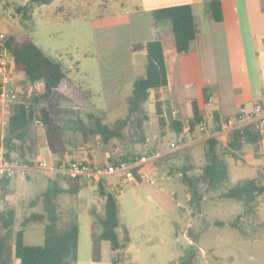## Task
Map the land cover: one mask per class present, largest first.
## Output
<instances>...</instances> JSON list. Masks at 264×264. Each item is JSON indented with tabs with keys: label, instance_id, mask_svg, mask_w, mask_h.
I'll use <instances>...</instances> for the list:
<instances>
[{
	"label": "rangeland",
	"instance_id": "1",
	"mask_svg": "<svg viewBox=\"0 0 264 264\" xmlns=\"http://www.w3.org/2000/svg\"><path fill=\"white\" fill-rule=\"evenodd\" d=\"M28 1L0 0V32H14L19 39L26 35L33 37V42L49 57L63 64L64 69L74 66V70L65 73L67 78L76 87L91 94L86 106L71 100L52 104L40 102L39 105L50 107L57 123L65 128L79 117L88 123V114L102 117L110 125L124 118L132 84L124 80L122 84H116L117 90L114 86L103 89L105 82L101 74L109 70L119 72V64L113 61H120L128 54L126 43L128 36H131L128 34L129 29L118 25L119 22H109V19L132 11L130 0H51L48 4L34 5L30 21L22 22L15 9ZM137 60H140V56L136 57ZM144 63L145 60L141 68L138 67V73L142 76L145 72ZM23 82V79L16 78L18 99L25 95L24 91L32 96L41 92L40 84L31 86ZM114 92L117 94V106L102 101L101 95L106 98ZM153 101L151 93L149 100L143 104L144 113L148 115L143 125V135L147 145L161 153L157 158L159 163L149 174L154 177L153 183L126 184L117 177L102 180L105 189L117 190L119 226L116 236L121 240L126 231L130 238L126 249L117 252L121 259L118 264H180L190 246L196 250L194 264H264V233L256 238L227 225L241 211L237 200L220 198L218 193L204 191L198 211L189 204L185 187L180 181L179 168L191 163L195 166L189 172L192 174L197 172V167L204 160L203 144L198 139L207 133L212 123L207 115L210 108L206 110L208 125H205L204 131L199 130L196 137L187 134L180 140L172 131L168 119L165 120V126L160 127ZM35 129L39 140L33 147L36 155L34 164L43 158L41 153L47 149L51 155L55 154L53 160L87 159L85 146L78 134L65 130L60 139L48 143L42 126L38 124ZM2 134L5 135L4 127ZM140 135L141 132L135 133V137ZM156 138L158 144L153 145ZM171 144L176 149L171 151ZM140 146L131 142L126 131L123 138L114 139L108 144H103L98 137L93 138L89 148L94 164L101 165L105 155L110 159L119 158L126 152L138 150ZM244 151L248 154V162L243 166H235L231 159L226 158L230 186L251 178L255 166L260 164L259 159L253 161L250 157L252 148L249 145L244 146ZM2 153L0 139V155ZM29 174L28 180L13 178L6 194L3 195L0 190V210L12 208L16 214L13 230L7 236L11 264H19L13 256L14 234L31 214L43 213L41 198L34 204L32 201L46 189L47 178H54L47 171L33 170ZM63 186L60 185L61 188ZM97 190V184H93L81 189L77 195L62 193L56 198L60 228L65 226L69 212L77 215L79 232L76 264H112L110 242L98 238L101 225L96 216L102 217L104 214V198ZM261 210L264 211L263 202ZM215 221L225 225L215 226ZM45 223L44 220L26 224L24 242L28 245L42 244ZM190 232L196 241L190 239ZM4 234V230H0V236Z\"/></svg>",
	"mask_w": 264,
	"mask_h": 264
},
{
	"label": "trees",
	"instance_id": "2",
	"mask_svg": "<svg viewBox=\"0 0 264 264\" xmlns=\"http://www.w3.org/2000/svg\"><path fill=\"white\" fill-rule=\"evenodd\" d=\"M50 2L51 0H29L22 6L16 7L15 11L22 22H27L30 21L34 5ZM206 5L214 21H219L221 15L218 0H206ZM150 21L154 27L159 23L168 22L174 36L177 53L184 55L189 52L197 33L195 18L190 5L182 4L153 9L150 11ZM3 46L11 55L14 74L16 76L20 74L30 85L38 82L42 85L40 93H34L33 96L32 94H21L22 96L18 101L13 103L10 109L5 112V135L2 138V157L5 161L29 163L30 165L34 163L33 159L36 155L33 153V147L37 145L39 140L35 127L38 124L42 126L48 143L60 139L65 130L78 134L85 146L87 159L93 165L95 162L90 153L89 145L96 137L103 144H108L114 139L123 138L127 131L131 142L141 145L138 150H134L132 153L126 152L119 158L110 159L114 163L155 151V147L150 148L147 145V140L143 135V125L148 120V115L144 113L143 104L149 100L150 91L163 89L167 87L168 83L163 49L158 35L147 42L132 44L133 52L145 51V72L143 76L138 77L132 83L125 117L117 119L111 125L105 122L102 117L92 114L87 115L88 123L81 117L74 120V123L66 128L57 123L51 108L39 105L40 102L52 104L71 100L86 106L90 102V92L82 91L76 87L67 78L62 64L45 54L33 42L32 37L26 35L19 39L14 32H10L5 34ZM203 97L207 101L208 96L205 89H203ZM164 108L165 110L168 108L167 103L155 95L154 110L160 127L165 126ZM168 119L172 131L179 135L181 133L180 123L173 120L170 115H168ZM201 120V111L196 101L193 100L191 101L189 134L199 127ZM137 132H141L142 135L135 137ZM225 136V146H221L215 137L202 140L204 154L202 164L197 167V172L192 174L189 172H192L195 166L191 163L179 168L177 171L181 175L180 181L185 187L189 204L198 211L201 208L200 204L204 198V191L218 193L220 198L237 200L241 211L227 225L241 233H250L253 237L260 236L264 233V211L261 210V203H264V200L261 199L264 198V168L259 165L251 178L241 180L230 186L226 158L231 159L235 166H243L245 164L244 146L249 145L252 148L253 157L260 159L262 138L248 126L242 129H232ZM157 144L156 138L153 145ZM28 158H30V162H27ZM157 160L143 164L134 170V173L137 176V173L141 171L151 172L156 166ZM29 177L28 175L25 180H28ZM13 180L12 177L6 175L0 176V190L3 195L7 193L8 186ZM62 184L64 186L61 188L60 185ZM93 184H97V193L104 198V214L102 217L96 216L97 222L101 225L98 238L110 242L112 264L121 262L117 252L126 249L130 238L126 231L121 240L116 236V229L119 226L117 190L105 189L102 181L94 183L79 177L61 178L56 176L47 178L46 189L32 201L34 204L41 198L43 213L31 214L21 223V227L14 234L13 256L19 264H76L79 232L77 215L74 212H69L65 226L60 228L56 198L62 193L77 195L81 189ZM89 213L93 214L92 211ZM15 218L16 214L12 208L0 210V230L5 232L3 236H0V264H11L7 236L13 230ZM44 220L46 223L43 227V243L39 245L26 244L24 242L25 225L29 222ZM214 225L223 227L225 224L215 221ZM189 236L192 241H196L191 232ZM195 258L196 250L190 246L180 264H194Z\"/></svg>",
	"mask_w": 264,
	"mask_h": 264
},
{
	"label": "crops",
	"instance_id": "3",
	"mask_svg": "<svg viewBox=\"0 0 264 264\" xmlns=\"http://www.w3.org/2000/svg\"><path fill=\"white\" fill-rule=\"evenodd\" d=\"M218 2L221 19L214 21L206 0H130L132 11L128 10L118 17L109 19V22H119L118 25L129 29L128 34L131 36H128L126 43L127 56L120 61L112 60L119 64V72L109 70L104 72L107 75L101 74L102 81L105 82L103 89L106 86L109 88L114 86L116 89V84L123 83L124 80L132 84L135 79L142 76L138 72L143 60H145L143 66L146 64L145 51L133 52L132 44L147 42L158 35L163 49L168 83L163 89L150 91V96L153 93L154 97L157 95L161 101L167 103L168 108L166 110L164 108L163 116L168 119L170 115L173 120L180 123L181 133L177 135L180 140L184 139L185 135H190L188 128L191 101H196L206 125L208 117L212 121L207 133L198 140L215 137L221 146H225L226 119L234 115L240 106L250 110L254 103L264 101V0H218ZM182 4L191 6L197 33L189 52L179 55L170 24L162 22L154 27L150 21V11ZM139 56L140 60L135 61ZM74 69L75 67L71 66L64 69V72L69 73ZM17 77L26 82L20 74H17ZM35 84L41 85L39 82ZM203 89L208 97H212L211 104L204 99ZM24 93L28 94L27 91ZM101 99L118 105L115 92L106 98L101 95ZM208 108L210 109L207 117ZM5 124V111L0 109L1 140ZM199 130L197 127L191 132V136L196 137ZM50 152L49 149L42 152V159L52 160L55 154L51 155ZM260 153L259 165L264 168V138L260 142ZM249 155L254 161L253 152ZM244 159L247 164L246 152ZM259 165L255 166V171Z\"/></svg>",
	"mask_w": 264,
	"mask_h": 264
},
{
	"label": "built area",
	"instance_id": "4",
	"mask_svg": "<svg viewBox=\"0 0 264 264\" xmlns=\"http://www.w3.org/2000/svg\"><path fill=\"white\" fill-rule=\"evenodd\" d=\"M4 33H0V109L7 111L11 105L18 101V89L15 85L16 75L12 66V58L9 51L3 46ZM207 103H212V97H208ZM206 125L205 118L199 122L200 130H203ZM248 126L253 131L257 132L261 138H264V101H259L253 104L250 110L244 107H238L234 115L230 116L225 121V132L232 129H242ZM175 145H170V150H174ZM161 153L152 151L149 154H142L133 159L119 161L114 163L108 155L104 157V163L101 165H93L88 159L75 158H57L52 160L41 159L36 164L19 163L16 161H5L0 155V176L25 180L33 170L47 171L53 177L61 178H82L88 182L97 183L102 180H108L111 177H117L119 181L126 184H151L154 177L149 175L151 172H138L137 176L134 170L146 164L153 162L160 157ZM30 158L27 162H30ZM162 178V177H161Z\"/></svg>",
	"mask_w": 264,
	"mask_h": 264
}]
</instances>
